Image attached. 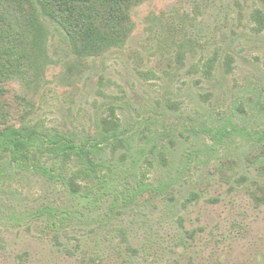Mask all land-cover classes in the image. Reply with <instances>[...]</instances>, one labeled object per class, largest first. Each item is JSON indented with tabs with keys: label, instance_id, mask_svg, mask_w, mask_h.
<instances>
[{
	"label": "rangeland",
	"instance_id": "rangeland-1",
	"mask_svg": "<svg viewBox=\"0 0 264 264\" xmlns=\"http://www.w3.org/2000/svg\"><path fill=\"white\" fill-rule=\"evenodd\" d=\"M131 10L125 41L87 57L43 19L41 86L10 94L25 124L97 139L116 117L130 144L104 149L112 179L85 198L34 169L0 173V264H264V0Z\"/></svg>",
	"mask_w": 264,
	"mask_h": 264
},
{
	"label": "trees",
	"instance_id": "trees-1",
	"mask_svg": "<svg viewBox=\"0 0 264 264\" xmlns=\"http://www.w3.org/2000/svg\"><path fill=\"white\" fill-rule=\"evenodd\" d=\"M142 1L0 0V173L12 166L34 169L49 182H59L82 198L92 192L91 184L99 189L112 179V166L104 149L110 146L112 152L117 148L128 151L130 144L128 137L121 135L116 117L100 119L97 139H77L27 126L24 121L29 112L22 109L19 113L10 94L15 93L13 84L35 92L41 86L43 69L49 60V31L43 19L65 32L77 57L96 56L121 44L131 34V9ZM253 17L263 28L261 11L256 10ZM211 67L209 62L206 71ZM17 98L25 101L23 97ZM44 156L48 165L42 162ZM145 174L141 171L142 178ZM142 178L136 180L137 191L150 189ZM45 210L48 216L59 215V223L70 213L68 209ZM54 218L52 227L58 224Z\"/></svg>",
	"mask_w": 264,
	"mask_h": 264
}]
</instances>
